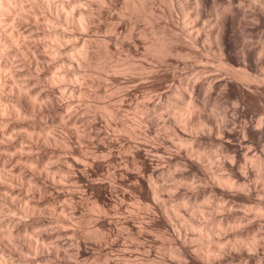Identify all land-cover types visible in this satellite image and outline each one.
<instances>
[{
    "label": "bare ground",
    "instance_id": "bare-ground-1",
    "mask_svg": "<svg viewBox=\"0 0 264 264\" xmlns=\"http://www.w3.org/2000/svg\"><path fill=\"white\" fill-rule=\"evenodd\" d=\"M27 1L29 3L31 2L30 0ZM80 1L85 2L88 0H67V2H65V0H37L36 2V0H34L33 1L34 3H32L33 5L31 4L32 9H30V11L31 10L32 11L27 12L22 9V3H23L22 0H0V201L4 202V204L5 203L8 204L11 209L16 210L17 212V214H12L11 211L10 214H7L2 210L3 205L0 204V226H4L3 229L0 228V264H69L68 262L70 261L68 260H71L70 256L73 258V260H75L74 258L77 257L80 258L84 257L85 259L87 257L95 258V256L98 254L99 241L107 240L110 238L111 240L110 245L109 244L104 245V249L106 252L108 251V249L106 248L112 247L115 244L117 237H112V235L115 234V231L112 228L113 225L114 226H117L118 224L121 225L122 227H124L126 232L128 231L129 235H134L137 238H142L144 237L145 234L144 227L146 226L144 223H140L144 221L141 220V218H143L144 216L143 212L142 214L138 212V216L140 214L143 215L140 218L141 221H139L140 223L139 225L134 223L135 219L134 221H132L133 217L131 218L130 214L124 216L116 214L119 212V209L122 206L121 205L122 199L117 200L115 198L118 197V195L116 194L119 193L117 191L118 189L117 185H115L116 183H114L116 181L115 178L112 177V180L111 179L107 180L110 181L107 183L104 182L106 180L103 181L99 177L97 178L94 177V179L87 178L88 177L87 175L93 172L94 168H98L101 165V161L95 159L94 157L96 155V152H99L101 154V159H103L102 157L105 156V159L103 160H107L108 162H113L111 160L115 158L114 152H116L113 149V147L116 145V142L120 139L117 140L116 133H114L115 136H111L113 133H108L109 131L107 132L106 130H102L103 128L100 129V126L97 125V121H96L97 115L99 114L96 113L97 114L96 115L94 111H93L94 113L92 112L90 113L91 111L90 109H88V111L89 110L90 111L87 112V110H85L87 106L82 105L86 101L83 99V97L81 96L79 97V95L76 93L77 91L79 92L81 89L85 87V86L83 87V85L80 83V81H82L80 79L82 77V74H80L81 64L87 63L90 60V58H93L95 56V50L92 49V46L95 47V45H93L94 38L90 36L89 26H90V22L94 20L96 17L92 19V14L88 12L89 11L88 7H90V5L88 7H77V5H81ZM107 1H109V4L110 2L111 3L113 2V0H107ZM211 1L213 2V0ZM222 1H224L225 4L222 3L223 6H220L222 5L220 4L219 5L220 7L216 6L215 12L219 13L225 10L224 8H227V5H229V0H222ZM24 4H26V7L29 10V7L27 6L28 3H24ZM241 5L243 9L244 6L243 4ZM59 6L61 7L59 8ZM229 6L227 8L228 12L229 10L234 11L233 9L230 8L231 6L230 7ZM261 6L264 7L263 1L261 5L259 4L252 5L251 10L249 9V7L248 8L246 7L248 10H250L249 13L248 11H246L247 9H245L246 12H244L243 9L244 13L243 12L241 13V11L240 13L243 18L249 15L252 19L253 17H255L254 19L257 20L259 18L258 17L256 18V15L264 13L263 11L264 8H262ZM204 8L206 7L204 6ZM211 9L212 8L210 7L209 11ZM108 11H109L108 9L106 10L101 7L99 10V14L104 18L112 17V15H110ZM225 12H227V10L224 11L225 14L224 16L228 14ZM222 15L223 14H221V16ZM224 16H222V19L224 18V20H226L227 18ZM42 20L43 21L51 20V22L46 21L45 23ZM219 21L221 24L224 23L221 22V20ZM119 23L120 22H113L111 30L103 36L102 38L103 46H101L100 48L106 51L113 44H118L119 46L126 47L130 51L133 50L138 51L136 50L137 47H135L137 46L136 44L138 42V39L135 37L134 31L130 29L128 30V34H127L128 38H120L119 33L122 28L119 29L121 27ZM239 23L240 24L238 25H241V23H244L246 25L247 22L240 21ZM249 23H248L249 25L252 24L251 22ZM70 25H73L72 27L75 26V28L77 29V31L75 30V32L76 33L78 32L79 34L78 37H74V32H73L74 30L73 31L70 30L69 28ZM197 25L195 26L197 27ZM251 26H254V24ZM246 27L247 25L245 26V29H247ZM254 30L256 29H253V31ZM244 31L245 30L243 29V32ZM249 31L251 32L252 29H250ZM26 34L28 35V37L26 36ZM253 34L254 36H252ZM253 34L252 35L248 34V36L251 35L252 36V37L250 36L251 39L253 37L254 38L258 37L257 35H255L257 33L253 32ZM245 37L247 39V34ZM81 39H83L82 43H80ZM197 40L199 42L200 40L199 35L197 36ZM258 41H262V40L259 39ZM225 43L228 46L226 36H225ZM243 43L242 44L240 43L241 47H244ZM235 46H238V44ZM173 47L178 49L175 53L181 54V51L179 50L182 48L181 45H174ZM249 47L251 46L249 45ZM251 54L256 58L260 57L261 47L260 46L257 47L256 45V47L252 50ZM58 62L60 63L56 64ZM242 64L246 65L245 63ZM68 65H70L73 69H76L74 71L75 73L74 77H72V74H70L69 72L70 70H67ZM71 67L69 69H71ZM52 69L59 70L60 74L55 75L56 73L54 74L50 72V70ZM227 69L229 70V68ZM223 71L225 70H222V72ZM233 71H231L230 77H227V75L225 74L226 77H222V79L220 78L221 80L215 83L216 86H219V84L227 81L228 87L230 89L229 92L233 93L235 97L236 96L241 97V103L244 104L242 106L246 105L247 107H251L253 100L255 99L262 101L264 100V83H258L255 79L256 77L251 75L250 72H248L249 69L248 71H246L245 68L241 70L238 69L235 72ZM195 73H199V72L197 71ZM223 73H220V76L223 75ZM232 73L233 75L231 76ZM107 77L108 78L110 77V79L112 78L114 80H118V76L116 77V75L107 74ZM123 77L126 80H128L131 76L126 75ZM206 77H208V75ZM56 80L59 81V84L57 83L58 81L56 82ZM71 80L74 81L73 84ZM197 81L191 83L192 91H190L189 82H185L186 86H184L185 84L183 85V82H181L182 84L178 82L179 83L178 87H173L172 89L170 87V90L168 92L166 91L165 94L167 98L166 101L167 104H170V106H173L176 109L174 111V114H176L177 116L176 118H178L180 123V133L178 129H175L176 127L172 128V126H170L171 124H167V127L173 129L172 131L175 130L177 131L176 136L178 139V143L183 145L182 154H179L180 153L179 152L177 155L167 156L168 157L167 168L169 171L177 170L179 173H181V175H187V177L189 178L192 177V175H196V174H202L204 176L213 175L211 174V172L207 173L205 169V163L207 164L209 162L208 160L211 158L210 149H208V147L211 146V144H209L210 142L208 143L209 145L207 144V142L210 139L207 141H203V137L205 133L196 131V129L202 123L208 122V117L210 116L207 114H201L200 112L190 111L188 108L183 106L182 100H178L176 98L177 95H180L183 97V100H189L192 99L193 93L196 97L199 96L202 97L203 89L206 87V85L204 84V81L202 82H200V80L199 82ZM62 84L70 85L68 92H66L67 90L61 87ZM91 85H93V80H91ZM182 85H183L182 91H178L181 89ZM130 90L131 88H126L123 92L124 94L123 93L122 94L123 95L128 94ZM217 90H219V88ZM94 91L98 92L99 88L98 89L95 88ZM214 91L216 92V90ZM59 94H61V96H59ZM160 94H162V92ZM121 97L120 100H122L121 102H123V99L125 97L124 98L122 97V99ZM75 100L78 101L80 100L81 103L75 102ZM111 100H108L109 102L104 100L102 103V107L105 109L106 114H109L113 117L114 115L117 116L119 107L113 105L112 102H110ZM148 102H147V106L143 104L145 106V109L147 110L149 108ZM151 103H153L154 105V103L157 102H151ZM195 103L199 105L200 101L197 100L195 101ZM206 103H208V101H206ZM79 104L84 106L85 111H81V106H79ZM64 107H66L67 110L65 114L62 115L61 111L65 109ZM195 113H197V115ZM193 114H195L196 116H194ZM236 114H238V112ZM262 114H264V112L260 113V115ZM217 115H219V113H217ZM114 118L112 119L115 120L116 118L115 119ZM243 118L245 119L246 117ZM112 119L110 120L112 121ZM232 120L230 119L231 121L230 126L233 125L232 127H235L236 126L235 124L237 123L235 121L236 119L234 120L236 122L234 124H232ZM251 121L253 120L251 119ZM262 121L263 120L261 119V117L255 119L254 124H250L247 123L246 121L245 122L243 121V124L241 126V138L238 139L236 143L233 142L231 143L230 141L231 139H229L230 142L228 141V139H225L232 136L234 130L233 129L231 131H228L227 129H230V126L229 128H227L228 125L226 126L225 130L222 132V136L223 138L224 137L225 138L221 139L222 141L219 139L218 144H220L221 146L220 149L223 147L226 148L227 146H231V151H230L231 153L228 152L229 154H227V159L224 158L223 156L221 157L222 158L221 161L222 160L223 161H222V166L221 165L220 166L225 168L226 170L225 171L223 170L224 171L223 173L213 175V178H216V181L218 183H220L222 186L228 187V188H224L222 186L213 187V190L220 193L221 196L226 199L225 204L223 203L224 205H222L225 215L223 214L224 216L222 218L217 217L216 219H213L211 222H208V224L206 225H201L199 222H198L199 224L193 222L190 223L191 227L196 228L200 232V235L206 236L207 234L209 235L211 231L213 232L215 226L224 227L228 225L230 221H232L233 226L236 228L235 233L233 234H235L237 238H232L233 240H228V241L225 240L224 242L222 241L221 242L222 246L221 245L218 246L219 249L223 251L217 252L218 254L220 252H223L226 253V255L227 253L231 255H239V254L250 255L251 253L252 254L257 253L259 248L262 249L264 248L263 246L264 244L263 245L260 244V239L264 241V198H262V195L264 196V183L261 185L257 182H253V183L246 182L248 176V175L246 176V170H248L247 167L244 164L240 163L239 167L238 168L236 167L237 168L236 169L235 164H233L230 159L231 157H235V160L237 161L240 155H242V157L244 155L245 157V155L249 153L250 151L249 149L252 147L249 148L248 144H246L247 146L246 148L245 144H243L244 139H246L245 138L246 134H249L251 136L256 135V137H258V135H260L259 133L261 131ZM68 122L74 124H76L77 122L79 123L81 122L83 123V125L85 124L84 126H82L83 129H81L83 132L82 133L76 132L71 126L67 124ZM209 122L207 124H209ZM108 123H106V125H108L109 127ZM57 124L62 126V128L64 129L65 134L61 136L63 138L60 137V133L58 134L54 130V127ZM219 131L220 130L218 129V132ZM118 137L122 138V136L119 135ZM125 138L126 139L123 143L121 142L123 140L120 141L121 143V144L119 143L120 147L129 149L130 157L128 158L127 156V158L129 159L130 163L132 162L139 163L138 166L139 170L137 173L134 174L136 183L132 184V187L133 189H135L137 193V197H148V194L142 189L143 186L147 184L152 194V199L154 200V198H156L157 192L161 190L160 189L161 184L158 183L157 182L158 180L156 179L158 178L157 176L162 174L163 171L162 169L159 168L158 163H157L158 165L147 164L144 158H142L139 145L133 144V141L131 143L130 138H128L127 136H125ZM74 141L77 142V145H74L75 143ZM82 142L85 143L83 144ZM262 142L264 145V141ZM179 147L182 148L181 146ZM83 148L87 152H85L84 150L82 151ZM116 148H119L118 144ZM260 148H262V146ZM181 150L179 149V151ZM262 151L264 152V150ZM49 152L56 154L57 159L56 160L52 159V156H50L52 154H48ZM254 152H255V156L259 157V159L253 162V165H255L258 168V170L262 172L261 175H263L264 177V157L260 155L261 153L258 154L259 153L258 152L256 154V151ZM254 152H252V154ZM87 153H90L88 154L89 156L87 155ZM91 154H93V157ZM250 154L248 156H250ZM97 155L99 154L97 153ZM61 158L63 159L64 163L63 164L57 163L56 161H58ZM96 158H98V156ZM246 158L244 159L246 160ZM128 159H126V161ZM86 160H88V162H86ZM245 160L243 163H245ZM104 164L107 165L106 172H108V175L111 173V175L116 177L117 175H115L116 173L114 174V171L116 167L115 164L117 163H115L113 166H111L112 165L111 163H109L111 165H109L108 163H104ZM67 165L72 166L71 168L72 175L70 176L67 175L68 172ZM109 167L112 169L110 170ZM56 168L58 169L57 173L59 171L60 174L59 179H57L55 175ZM124 169H125L124 174L127 175L128 172L126 168ZM140 171H146L148 174L147 176L148 178L144 179L145 177L143 176L145 175H142L143 172L141 173ZM154 174H155V178L157 177L156 179L152 178ZM247 174L249 173L247 172ZM187 177L185 176V178ZM172 178H174V176ZM122 179L119 178V180ZM186 180L187 179H185V181L183 182H186ZM71 181H73V183ZM73 185H76V187L77 186L81 187L80 189L81 191L78 189L75 190L76 187L73 189V187H71ZM121 190L123 191L124 189L122 188L120 189V191ZM197 191L202 192L200 188L199 190H196V192ZM254 191L257 192L258 194L255 195L256 197L253 196L254 197L252 198L253 201L250 200L251 201L250 203L253 202L252 211H250V209L239 211L233 206L236 202L235 200H249ZM77 192H80L81 194L88 192L89 197L92 198L93 208L97 211L94 214L90 213L91 215L94 216L93 223L91 224L92 226H88V230H87L88 234L90 235V238H88L87 236L84 237L83 235L80 234L81 232L79 233L76 227L72 226V222H71L72 217L78 216V218L81 217L83 219L85 218L83 216H86L88 214L85 213L86 214L85 215L83 212L81 213V210L79 209L80 207L79 203H81V198L83 195L81 194L78 195ZM114 192H115V197H113ZM201 192L198 194L196 193L195 197L192 200L190 199L191 201H189L188 197H182L180 203L186 205L191 210L192 213L199 211L201 212L203 210L202 205L204 201L209 200V196H210L209 194L207 195L206 192L205 193L204 192L201 193ZM123 193L124 192H120V195L123 196ZM260 194L261 197H259ZM84 195L87 196V193ZM64 198L69 199L68 200L69 202L64 201ZM119 198L121 197L119 196ZM224 198H220V199L223 200ZM246 202L247 201H245V203ZM82 203L84 202L82 201ZM147 203L148 202H146V205ZM149 206L147 205L148 209L151 208ZM147 207H146V211H148ZM160 209L162 208L160 207ZM137 210L140 211L139 209ZM160 212H161L160 214L164 216L162 211ZM112 218L118 224L116 225L112 224L113 222ZM156 223L165 227V229L168 230L171 236L173 234L172 238L174 237L176 243L178 244L176 248L170 249V251H172L173 253H168V255L172 254V257H174L173 255H175L177 259L179 256L188 257L185 259H183L184 258L183 257L182 260L184 261L180 260L181 258L179 257L180 259L178 260L182 261V263H179L180 261L176 262L175 259L176 263L174 264H184V263L189 264L195 262L207 263L208 261H210L211 257L213 256L215 257L217 255L216 251L214 250V248L217 247L216 246L217 244L215 245L213 244L212 248L209 247L207 250L204 251L195 249L194 250L195 253H193L194 256L192 255L190 256L189 252L192 251L191 250L192 248L189 249L186 243H184V241L187 240L186 238L188 236H185V234H181L182 231L181 229L180 230L178 229L180 227L178 228L176 227L175 225L176 222L173 223L172 221L166 220L163 217L160 220H156ZM116 228H118L117 230L120 229L119 227ZM36 229H41V231L36 232ZM34 232H35V238H33L32 236ZM259 232L261 233V235L258 237V234H260ZM54 236L56 237V239L54 240L52 238L53 240L52 243H49L50 241L46 242V240H50V238ZM218 238H216V240ZM10 240L11 243L9 242ZM68 242L70 243L71 246L65 247L64 245L66 243L67 245H69ZM242 242L243 243L247 242L248 243L247 247L243 246L244 244ZM209 250L215 252L210 253ZM147 251L148 253H138L141 254L139 256L134 257L133 255L132 263L154 264L152 261H149L152 258L151 257L152 255L150 256L151 252H149L148 248ZM120 253L123 254L124 259L132 260V256H131L132 252L126 253L123 250ZM138 254L136 253V255ZM67 256L69 257V259H67ZM154 256H158L160 258V260L158 259L157 262L160 261L163 263L168 261L166 262V264L170 263L171 261L174 262V260H172L170 256H161L160 254L159 255L154 254ZM85 259H83L84 262ZM134 259L136 261L138 260V262H134L135 261ZM39 260L42 261L40 262ZM73 260L71 263H73ZM79 260L77 259L76 261L78 264H81L83 261L82 262L80 261L79 263L78 262ZM143 260H145V262H143ZM76 261L74 262L76 263ZM87 261L88 259L86 260V263Z\"/></svg>",
    "mask_w": 264,
    "mask_h": 264
},
{
    "label": "rangeland",
    "instance_id": "rangeland-1",
    "mask_svg": "<svg viewBox=\"0 0 264 264\" xmlns=\"http://www.w3.org/2000/svg\"><path fill=\"white\" fill-rule=\"evenodd\" d=\"M30 1L31 2L29 3L27 0H22V2H23L22 3V9L24 11H27V12H31L32 11V10L30 11V9H32L31 4L34 3L33 2L34 0L33 1L30 0ZM92 1L94 2V4H93ZM92 1L91 0L90 1L88 0V1H85V2L80 1V4L83 5V7H88L90 5V7H88V9H89L88 12L92 14V19H94L96 17L94 20H92L90 22V26H89L90 36L92 38H94L93 45H95V47H96L95 48L94 46H92V49L95 50V56L93 58H90V60L87 63L81 64V71H80L81 73L80 74H82V77L80 79L82 81H80V83L83 85V87L84 86L85 87L83 89H81L79 92L77 91L76 93L79 95V97L80 96L83 97V99L86 101L85 103H83V101H84L83 100L82 101V103H83L82 105H84V106L86 105L87 106L86 109H85V110H87V112H89L91 110L90 113L91 112L92 113L95 112V114L96 113L99 114V115L96 114L97 115V118H96L97 120L96 121H97V125L100 126V129L103 128L102 130H106L107 132L109 131L108 133H113L111 136H115L114 133H116L117 134L116 135L117 140L118 139H120V140H118L116 142V145L114 146L116 148L117 144H118L119 148L115 149L113 147V149L116 151V152H114L115 153V158L113 160H111L113 162H108L107 160H103V159H105V156L102 157L103 159H101V154L99 152H96V155L94 154L95 155L94 157H95V159H98V160L101 161V165L98 168H94V171L89 173L87 175L88 177L87 176L86 177L88 179H90V178L94 179V177L95 178L99 177L103 181L106 180V181H104L106 183L110 182V181H107V180H109V179L112 180V177L115 178L116 181L114 183H116L115 185H117V188H118V189L117 188L116 189H117V191L119 193L116 194V195H118V197H115V192L113 193L114 196L113 195L112 196L115 197L117 200H121L122 199V201H121V203H122L121 205L122 206L119 209V212L116 213V214L117 215H122V216L130 214L131 218L133 217L132 221H134V219H135V221H134L135 224L139 225L140 223H144L145 226L147 227V228L144 227L145 230L143 229L144 233H145L144 234L145 238L144 237L137 238L134 235H129L128 231L126 232L124 227H122L121 225L116 223L114 221V219L112 218L113 219L112 220L113 221L112 224H115V225L118 224L117 226L113 225V227H112L113 230L115 231V234H113L114 236L112 235V237H117L115 244L111 247L113 249V252L120 253L123 250L126 253H131L132 252V255H131L132 256V260L124 259L125 261L130 262V264H134V263H132L133 262V255L135 257V256L141 255V254H138V253H148L147 248L149 249V252H151L150 256L152 255L151 257L154 259L153 260L151 258L150 260L149 259L148 260L152 261L154 264H160V263L161 264H164V263L166 264V262H168V261L163 262V263L160 262V261L157 262V260L158 259L160 260V258L158 256H154V254H157V255L160 254L161 256H170L172 258V260H174V262L171 261L172 262L171 263L169 261L170 263H167V264H174V263L179 262L180 260H182V258L184 256H179L181 259L177 256L178 259H180V260H178L175 255H173L175 258L172 257V254L168 255V253H173L172 251H170V249L171 248H176L178 246V244L176 243L174 237L172 238L173 234L171 236V234L168 232V230L165 229V227H163L162 225L156 223V220H160L163 217H164V219L172 221L173 223L176 222L175 225H176L177 228L180 227L178 229L179 230L181 229V231H182V232L180 231L181 234H185V236L189 237V238L188 237L186 238L187 240L184 241V243H186V245L189 247V249L192 248L191 249L192 251L189 252L190 256L191 255L194 256L193 253H195V251H194L195 249L204 251V250H207L209 247L212 248L213 244L214 245L217 244L216 245L217 247L214 248L216 253L219 252V251H223V250H220L219 246H218V245H221L222 241L224 242L225 240L228 241V240H233L232 238H237V236L235 234H233V233H235L236 228L233 226L232 221H230V223L228 225L224 226V227H216L215 226L214 229H213V232L211 231L209 233V235L207 234L208 236L207 235L206 236L200 235V232L196 228L191 227L190 223L193 222V223H196V224L200 223L201 225H206V224H208V222H211L213 219H216L217 217L218 218H222L225 215L222 205L225 204V200L226 199L224 197H222L220 193H218L215 190H213V187L222 186V185L216 181V178H213V175L219 174V173H223L226 170L225 168L221 167L222 166V161H223V160L221 161V159H222L221 157L223 156L224 158L227 159V154L231 153L230 152L231 151V146H227L226 148L222 146L224 149L223 148L220 149L221 146H220V144H218L219 143L218 140L219 139L221 140V138H220V135L217 134L218 133V129L213 128L212 134H205L204 137H203V141H207V140L210 139L207 142V144L209 142H210L209 144H211V146L208 147V149H210L211 158L208 160L209 162L207 164L205 163V169H206L207 173L211 172V174H213V175H209V176L205 175L204 176L202 174H196V175H192V177L189 178V177H187V175H181V173H179L177 170L169 171L168 168H167L168 167L167 166V158H168L167 156H169V155H173L174 156V155H177L179 152H180L179 154H182L183 153V145L178 143V139H177V136H176L177 135V131L176 130L172 131L173 129H171L170 127H167V124H171L170 126H172V128L176 127L175 129H178V131L180 133V123H179L178 118H176L177 117L176 114H174V111L176 109L173 106H170V104H167V102H166L167 98H166V95H165L166 91L168 92L170 90V87H171V89L173 87H178L179 83H181V82H183V85L185 84L184 86H186L185 82H189L188 79L195 72L198 71L200 73V71L205 67V63H203V61H201V62L196 63L195 65H193V61H194L195 57L189 58L191 56V53H190L189 49H187V47L184 46V45H181V47L183 49V51H181V54L174 53L173 55H167V56L163 57L161 62L157 63L153 59V56L151 54H149V45H148V43L144 39H142L141 32H142V29H143V25L142 24L141 25H137L134 28L131 19H129L127 17L126 13L123 11L124 0H113V2L112 3L110 2V4H109V1H107V0H92ZM262 1H263V4H264V0H259V2L257 4L261 5ZM36 2H37V0H36ZM24 3H28L27 6L29 7V10L26 7V4H24ZM212 3L213 2L211 0H209V1L208 0H204V6L206 7L205 9H208V11L201 13L200 20L201 19L202 20L201 21L200 20L197 21V23H196V25L198 24L197 28L202 26L209 19V14L212 13V9L210 11H209V9H210V7L213 8ZM216 3H217L216 6H219L222 3L225 4V2L222 1V0H216ZM223 4L220 5V6H223ZM239 4L240 5L243 4L244 12L248 11V13H249V11L252 9V6L251 7L249 6L250 5V0H240V1L232 0L231 5H230L231 7L229 5H227V8L229 6L235 12L232 11V10L231 11L229 10V12H230L229 13L228 9L224 8L225 10H223V11H221L219 13H217V12L212 13V15L215 14V16H217V17L220 16L219 20H221V22H224L222 24L226 23V25L228 27V33L226 35V38H227V43H228V49L229 50H231L233 48V46L237 45V44H238L239 47H241V44L243 43V41H244V43H243L244 47H242V49L246 48V47H249V45L251 47L253 45H255V46L252 47L254 49L256 47V45L258 47V46H260L261 42H264V32H262V33L260 31L258 32L257 28L255 27V21H256V19H254L255 17H253L254 20L249 15H247V17L245 16L246 19H245V17L244 18L242 17L241 13L243 12V9H242V5L240 7ZM60 7L61 6H59V8ZM101 7L106 9V10L108 9L109 10L108 12H109L110 15H112V17H109V18L102 17L99 14V10H100ZM239 7H240L241 10L239 9ZM246 7L247 8L249 7L250 10H248ZM262 8H264V7H262ZM245 9H247V10L245 11ZM93 10H94V12H93ZM226 10H227V12H225V13H228V14H226V16H224L225 15L224 11H226ZM240 11H241V13H240ZM263 11H264V9H263ZM231 12H232V15H231ZM220 13L223 14L222 16L226 17L227 19L226 18H225L226 20H224V18L222 19V16H221ZM233 13H235V14H233ZM248 13H246V14H248ZM239 16H241V17H239ZM257 17L259 18V20L262 23H264V13L256 15V18ZM247 18H248V20H247ZM251 19H252V21H251ZM222 20H224V21H222ZM239 20L241 22H247L246 23V25H247L246 28L247 29H245L246 25L244 23H241V25H238V24H240ZM46 21L47 20H44L43 22L46 23ZM47 22H51V20L47 21ZM113 22H120L119 24L121 25V27L119 29L122 28L120 33H119L120 38H128L127 37L128 30L132 29L134 31L135 37L138 39V42L136 44L137 46H135V47H137L136 50H138V51H135V50L130 51L126 47L119 46L118 44H113L106 51L100 48L101 46H103L102 38H103V36L105 34H107L111 30ZM249 22L252 23L251 25L254 24V26L249 25L250 24ZM161 23H164V22H161ZM72 26L73 25L69 26L70 30H72V31L74 30L73 31L74 32V37H78L79 36L78 32L77 33L75 32V30L77 31V29L75 28V26L74 27H72ZM169 26L174 28V25H169ZM96 27H98V28H96ZM241 27L245 30L244 32H243V29ZM248 27H249V29H248ZM250 29H252L251 32L249 31ZM253 29H256L257 32H256V30L253 31ZM246 30H248V31H246ZM240 31H242L243 33L240 32ZM253 32L257 33L255 35H257L259 37V38L258 37L257 38L255 37V38L258 39V40L260 39L262 41H258L254 37L251 39V37L254 36ZM241 33L243 34V36H242ZM246 34H247V39L245 37ZM248 34H251V35L253 34V35L252 36L250 35L251 36L250 37V36H248ZM200 35H202V34H200ZM26 36L28 37L27 34H26ZM140 40H141V42H140ZM82 42H83V39H81L80 43H82ZM201 42H202V40L200 39L198 44H197V48H200L202 46L203 42L202 43ZM11 45H13V44H11ZM198 45H200V46H198ZM238 46H236V47H238ZM251 52H249V54H248L249 62L255 61L257 59L256 57H254L251 54ZM184 53H186L187 55L184 54ZM182 54H183V56H182ZM96 59H98V60H96ZM226 60H228V61H226ZM229 62L233 63V64H230ZM59 63L60 62H58L56 64H59ZM218 63H219V67H213V66L209 65V67L211 68V72H204V74H205L204 75V77H205L204 79L205 80L209 79L208 77H209L210 73L211 74L218 73L219 76H220V73L224 72L223 75H221L220 77L219 76L217 77V81H216V83H217L219 80L222 79V77H226L225 74L227 75V77H230L231 71L234 70L233 72H235L238 69L241 70V69H244V68H245L246 71H248V69H249L248 72H250L251 75H253L255 77H257V75H258L257 72L255 70L249 68L247 64L246 65L242 64L241 62H239L235 58H233L231 55H228L226 59H223L222 61H220ZM260 63L262 65H264V57L260 58ZM88 65H90V66H88ZM68 66H70V65H68ZM68 66H67V68H68L67 70H70L69 71L70 74H72V77H74V75H75L74 71L76 69H73L71 66H70L71 69H69L70 67H68ZM243 66H244V68H243ZM225 67L229 68V70L227 68H225ZM152 69H155V70H152ZM220 69L225 70V71L222 72V70H220ZM52 70H54V69H52ZM52 70H50V72H52L54 74L56 73L55 75L60 74L59 70H54V71H52ZM252 71H253V73L255 75L252 73ZM106 73L107 74L116 75V77L118 76V80L119 81L118 80H114L112 78L110 79V77L108 78ZM207 73H209V74H207ZM126 75H130L132 77V79L130 77L129 78L130 80L129 79L126 80L123 77V76H126ZM164 75H166V76H164ZM207 75H208V77H206ZM232 75H233V73L231 74V76ZM182 78H185L186 81H185V79H182ZM180 79L184 80V81H181ZM91 80H93V85H91ZM178 80H180L181 82L178 81ZM57 81L58 80H56V82ZM71 82H72V84L74 83L73 80H71ZM197 82H199V80ZM200 82H202V80H200ZM57 83L59 84V81ZM61 87L64 88L65 90H67L66 92H68L70 85L69 84H66V85L62 84ZM216 87L218 89V86H216V84H214L213 85L214 90L218 91L216 89ZM85 88H87V89H85ZM95 88H97V89L99 88V91L98 92L94 91ZM126 88H131V90H130V92L128 94L123 95L124 94L123 92H124V90ZM164 88H165V90H164ZM161 90H163V91H161ZM159 91H161L162 94H160L161 92H159ZM214 93H215V95H214ZM228 95L230 97L235 98V95L233 93H231V92H229ZM59 96H61V94H59ZM108 96H110V97H108ZM111 96H114V97H111ZM121 96L123 98L125 97L123 99V102H121L122 100H120ZM135 96H137V97H135ZM212 96H216V92L215 91H213ZM122 97H121V99H122ZM155 97H156V99H155ZM111 99H113V100H111ZM80 100L79 101L75 100V102L81 103ZM104 100L105 101L111 100L110 102H112L113 105H115L116 107H119V111L117 112L118 113L117 116L114 115L112 117L111 115L106 114L105 109L102 107V103H103ZM97 101H99V102H97ZM127 101H129L130 103L127 102ZM150 101L151 102H157V103H154V105H155V107L157 109L154 107L153 103H151ZM206 101H208V103H209V100H206ZM263 101L262 100H257V99L253 100L251 107H247L246 105L242 106L244 104L241 103V107L239 109L235 110V115L236 116L232 117L231 114H230V117H231L230 119L231 120L232 119H234V120L236 119L235 121L237 123L234 120H232V124L236 123L235 127H232L233 125L230 126L231 125V121L227 124L228 126L226 125L227 128H229V126H230V129H232V130L234 129V130H233V135L232 136H230L229 138H225V137L224 138L228 139V141H229V139H231L230 140L231 143L232 142L236 143L238 141V139L241 138V126L243 124V121L244 122L246 121L247 123H250V124H254L255 123V119H257L258 117H261V119L263 120L262 121V125H261V131L259 133L260 135H258L259 138L256 137V135H252L251 136L249 134H246V137H245L246 139H244L243 144H245L246 148H247L246 144H248L249 148L250 147H252V148H250L251 150L249 151V153L247 155H245V157H244V155H243V157H242V155H240V157L236 161L235 168L236 167L238 168L240 163L245 165V163H243L244 160H245L244 158L252 157V155L255 154L254 151H256V154L258 152H259L258 154L261 153L260 155L264 157V154H263L264 152L262 151V150H264V148H263L264 145H263V142H262V141H264V116H262L264 114L260 115L261 112L262 113L264 112V104H263L264 102ZM147 102L149 104L148 105L149 108L147 107L148 110L145 109V106H144V105L147 106ZM127 104H129V105H127ZM82 105L79 104V106H81V111H85L84 110V106H82ZM152 105H153V107H152ZM159 106L162 107V108H160ZM64 108L65 109H63L61 111L62 115L65 114V112L67 110L66 107H64ZM171 108H172V110H171ZM88 109H90V110L88 111ZM236 111L238 112V114H236L237 113ZM148 113H150V114H148ZM250 113H252V114H250ZM195 114L197 115V113H195ZM195 114H193V115L196 116ZM240 115H241L242 118L240 117ZM110 116L112 118H114L116 116L115 117L116 119L114 118L116 121L113 120ZM213 117L214 116L208 117V122L209 121L211 122V123L209 122V125H212V124L215 123V119L216 118H213ZM243 117H246V118L244 119ZM249 117L250 118L252 117L251 119L253 121H251V119ZM106 119L109 121V123H108V121ZM110 119H112V121ZM78 123L79 122H77L76 124L68 122L67 124L69 126H71L76 132L82 133L83 132L81 130V129H83L82 126H84L85 124L83 125V123H81V122L79 124ZM106 123L109 124V127H108V125H106ZM114 123H117V124H114ZM142 125H143V127H142ZM105 128H107V129H105ZM54 130L58 134L60 133V137L63 136V134H65L64 133V129L62 128V126H60L58 124L55 125ZM118 135L122 136V138L118 137ZM125 136L130 138L131 143L133 141V144L139 145L142 158H144V160H145V162L147 164H150V165L151 164H153V165H158L159 164V168L162 169V171H163L162 174L157 176L159 179L157 177H156L157 179L155 178V174L152 176V178L158 180L157 182L161 184V186H160L161 190H159L157 192L156 198L153 197L154 200L152 199V194H151L147 184L144 185L142 189L148 194V197H137V193H136L135 189H133V187H132V184L136 183V179L134 177V174L137 173L138 170H139V167H138L139 163H137V162L130 163L129 159H128L130 157L129 149L120 147V144H121L120 141L123 140V141H121L123 143L125 141V139H126ZM61 138H63V137H61ZM74 140H76V139H74ZM74 142H75L74 145H77V142L76 141H74ZM82 143L84 144L85 142H82ZM252 143H253V145H252ZM217 144L219 145V148H218ZM179 146H181L182 148H180ZM261 146H262V148H260ZM212 147H213V149H212ZM255 148H256V150H255ZM155 149H157V150H155ZM179 149L180 150L182 149V150L179 151ZM83 150H84V148L82 149V151ZM85 152H87V151H85ZM252 152H254V153L252 154ZM97 153L99 155H97ZM48 154H52V155H50V156H52V159H55V160L57 159L56 154L51 153V152H49ZM88 154H90V153H87V155ZM116 154H118V155H116ZM249 154H250V156H248ZM91 155L93 157V154H91ZM144 155H145V157H144ZM97 156H98V158H96ZM102 156H103V154H102ZM127 156H128V158H127ZM126 159H128V160L126 161ZM86 162H88V160H86ZM114 162L117 163V164H115ZM104 163H108V164L111 163L112 165L109 164L111 166H113L115 164L116 167L114 166L115 167L114 174L116 173L115 174V175H117L116 177L111 175L110 172H109L110 176L108 175V172H106L107 171V169H106L107 165L104 164ZM246 167L248 169V170H246V176L248 175L247 179H246V182H249V183L257 182V183L262 185L264 183L263 182L264 181V179H263L264 177H263V175H261L262 172L260 170H258V168L255 165H253V163L247 164ZM124 168H126V170L128 172V174H127L128 176L124 174V170H125ZM111 169L112 168H110V170ZM57 170L58 169L56 168L55 169V175H56V178L59 179L60 175H58L59 171L57 173ZM140 172L141 173L143 172L142 175H145V176H143V177H145L144 179L148 178L147 177L148 174H147L146 171H140ZM175 172H177L179 174H177ZM247 172L250 175L247 174ZM169 174H171V175H169ZM57 175H58V177H57ZM107 175L109 177H111V178H109ZM100 176H102V177H100ZM173 176H174V178H172ZM185 176L187 178H185ZM119 178H121V179L123 178V179L119 180ZM161 178H162L163 181L161 180ZM185 179H187L186 182H183V181H185ZM178 181H181V182H178ZM71 182L73 183V181H71ZM162 182L164 183V185H163ZM168 183L171 184V185H169ZM187 183H190V184H187ZM71 187H73V189H74L76 187V185H73ZM192 187H193V189H192ZM222 187L228 188L227 186H222ZM122 188L124 190L120 191V189H122ZM199 188L202 190V192L201 191H199V192L197 191L196 192V190H199ZM77 189L80 190L81 187L77 186L75 188V190H77ZM203 190H205V191H203ZM120 192H124L123 196L120 195ZM200 192L201 193H203V192L205 193L206 192L207 195L208 194L210 195L209 196V200H206L207 202L204 201L205 204L203 203V205H202L203 206V210H202L203 212L199 211V212L192 213L191 210L186 205L180 203V201L182 200L181 199L182 197H188L189 201H191L195 197L196 193L198 194ZM215 192H216V194H215ZM86 193H87V196L84 195ZM158 193H159V195H158ZM77 194L80 195L81 193L77 192ZM256 194H258V193L254 191L252 193V196L250 197L249 200H235L237 203L235 202V204L233 206L239 211L249 210V209H250V211H252L253 210V206H252L253 202L252 203H250V202L253 201L252 198L256 197L255 196ZM81 195H83V196L81 198V203H79V205H80L79 209L81 210V213L82 212L84 214L88 213L87 214L88 216L85 214L86 216H83V217H85L83 219L81 217L78 218V216L72 217L71 218V222H72V226L76 227V229L79 231V233L81 232L80 233L81 235H83L84 237L87 236L88 238H90V235L88 234L87 230H88V226H92L91 224L93 223V217L94 216L91 215V214H94L97 211L93 208L92 198L89 197V193L85 192V193H83ZM181 195H183V196H181ZM119 196L121 198H119ZM158 196H159V198H158ZM259 197H261V194L259 195ZM84 198H85V200H84ZM157 198H158V200H157ZM188 198H186V199H188ZM220 198H224V199L221 200ZM262 198H264L263 195H262ZM68 200L69 199L64 198V201L69 202ZM177 200H178V202H177ZM82 201L84 203H82ZM245 201H247V202L245 203ZM146 202H148L147 203L148 206L152 205L153 207L149 206L151 208L148 209V207L146 205ZM0 204L3 205L2 206V210L4 212H6L7 214H10L11 211H12V214H17L16 210L11 209L8 204H6V203L4 204V202H1ZM144 204H145V206H144ZM109 206H111V205H109ZM146 207H147L148 211H146ZM160 207L162 209H160ZM134 208L135 209L137 208L139 210L142 209V208L143 209L140 210V211H138L136 209V211H135ZM163 209H165V210H163ZM159 210L162 211L164 216H162V214H160L161 212ZM133 211H135V212H133ZM132 212H133V214H132ZM138 212H140L141 214L143 212L144 216L141 215L140 213H139L140 215L138 216ZM241 213H239V214H241ZM135 214H137V215H135ZM134 215H135V217H134ZM142 216H143V218H141ZM213 216H215V217H213ZM211 217H213V218H211ZM140 218H141L142 221L144 220V221H147V222L143 221V222L139 223V221H141ZM207 220H209V221H207ZM206 221H207V223H206ZM183 225H185V226H183ZM3 227L4 226H0L1 229H3ZM116 227H119L120 229L117 230L118 228H116ZM232 228H233V230H232ZM119 233L120 234L124 233V234L120 235ZM117 235L119 236V238H118ZM260 235H261V233L258 234V237ZM218 237H220V238H218ZM52 238L54 240L56 239V237L54 236V237H51L50 240H46V242L50 241L49 243H52L53 242ZM216 238H218V239L216 240ZM218 241H220V242H218ZM68 244L69 245H67V243H66L64 246L65 247L71 246L69 242H68ZM243 244H242L243 246L247 247L248 243L244 242ZM260 244L261 245L264 244V241L262 239H260ZM221 246H220V248H221ZM106 249L109 250V248H106ZM209 252L210 253H214L211 250H209ZM136 253L138 255H136ZM162 253H163V255H162ZM217 255L215 257L213 256L215 259L213 257H211L210 261H208L207 263L195 262V263H189V264H264V248L263 249L259 248L257 253H254V254L251 253L250 255H246V254L231 255V254H228V253L226 255V253H223V252H220L219 254L217 253ZM131 256H130V259H131ZM185 258H188V257L185 256L183 259H185ZM67 259H69L68 256H67ZM70 259L71 260H68V261H70V262H68L69 264H73V263L76 264L77 263V261H76L77 259L78 260L81 259L78 262L80 263V261L81 262L83 261L82 262L83 264H91V263H93V260H94L93 257H91V258L87 257L86 259L84 257H81V258L77 257V258H74L75 260H73V258L71 256H70ZM83 259H85V262H84ZM87 259H88V261L86 263ZM175 259H176V262H175ZM72 260H73V263H71ZM148 260H147V262H148ZM39 261L41 262L42 260H39ZM74 261H76V263ZM182 261H184V260H182ZM182 261H180L179 263H182ZM134 262H138V260L137 261L135 260ZM143 262H145V260H143ZM184 264H188V263H184Z\"/></svg>",
    "mask_w": 264,
    "mask_h": 264
},
{
    "label": "clouds",
    "instance_id": "clouds-1",
    "mask_svg": "<svg viewBox=\"0 0 264 264\" xmlns=\"http://www.w3.org/2000/svg\"><path fill=\"white\" fill-rule=\"evenodd\" d=\"M258 2L259 0H250L249 6L251 7ZM229 5H231V0H229ZM77 7H83V5H77ZM215 8L216 0H213V13ZM123 11L131 19L134 28L137 25H143L142 39L148 43L149 54L153 56L157 63L161 62L164 56L173 55L178 50L173 47L174 45H184L189 49L191 53L189 58L195 57L193 65L201 61L205 63V67L200 73H194L189 78L190 91H192L191 83L193 81H204L206 87L203 89L202 97H196L193 93L192 99L189 100H183L180 95H177L176 98L182 100L183 106L192 112H200L216 117L214 124L202 123L196 131L212 134L213 128L219 129L220 131L217 134L223 139L222 132L230 122V114L234 116L235 110L241 107V97L232 98L228 95L230 89L227 81L219 84L216 96H212L213 85L216 83L219 74H211L209 79L205 80L204 72H211L209 65L219 67L218 62L231 55L237 61L245 63L249 68L255 70L258 74L255 78L256 81L264 83V65L260 63V58L264 57V42L260 44L261 56L257 57L255 61L249 62L248 54L253 48L246 47L242 49V47L234 45L229 50L225 43L228 27L226 23L221 24L217 16L210 13L209 19L197 28L195 25L200 20L201 13L208 11L204 8V0H124ZM169 25H174V28ZM255 27L258 31L264 32V23L259 19L255 21ZM198 35L203 41L200 48H197ZM179 50L183 51L182 48ZM182 87L178 91H182ZM206 99L210 100V103H206ZM197 100L200 101L199 105L195 103ZM227 130L231 131L232 129ZM230 159L233 164H236L235 157ZM258 159L259 157L254 154L253 157L246 159L245 166ZM56 162L59 164L64 163L62 158ZM71 168V165H67V175L69 176L72 175ZM58 175L60 174L58 173ZM39 231L41 229H36V232ZM32 236L35 238V232ZM9 242L11 243V240ZM110 243V238L98 242V254L94 258V264H130V262L124 260L122 253L113 252L111 247L107 252L105 251L104 245H110Z\"/></svg>",
    "mask_w": 264,
    "mask_h": 264
}]
</instances>
